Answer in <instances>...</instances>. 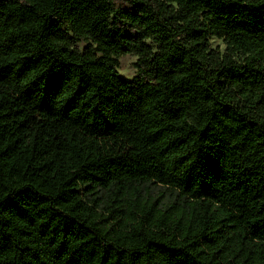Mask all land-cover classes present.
Listing matches in <instances>:
<instances>
[{"label": "trees", "instance_id": "obj_1", "mask_svg": "<svg viewBox=\"0 0 264 264\" xmlns=\"http://www.w3.org/2000/svg\"><path fill=\"white\" fill-rule=\"evenodd\" d=\"M0 264H264V0H0Z\"/></svg>", "mask_w": 264, "mask_h": 264}, {"label": "rangeland", "instance_id": "obj_2", "mask_svg": "<svg viewBox=\"0 0 264 264\" xmlns=\"http://www.w3.org/2000/svg\"><path fill=\"white\" fill-rule=\"evenodd\" d=\"M211 46L214 49L219 48L221 51L226 49L225 44L222 41L213 39ZM82 47V45H80ZM137 57L133 55H126L119 58V72L127 80H132L137 74V68L135 66Z\"/></svg>", "mask_w": 264, "mask_h": 264}]
</instances>
